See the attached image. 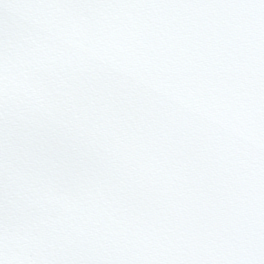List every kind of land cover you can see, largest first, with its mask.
I'll use <instances>...</instances> for the list:
<instances>
[{"label": "snow or ice", "instance_id": "1", "mask_svg": "<svg viewBox=\"0 0 264 264\" xmlns=\"http://www.w3.org/2000/svg\"><path fill=\"white\" fill-rule=\"evenodd\" d=\"M0 264H264V0H0Z\"/></svg>", "mask_w": 264, "mask_h": 264}]
</instances>
